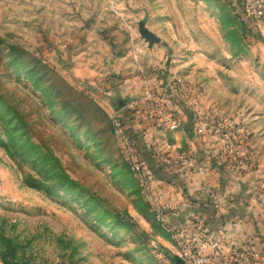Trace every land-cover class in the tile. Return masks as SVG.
<instances>
[{"label": "rangeland", "instance_id": "obj_1", "mask_svg": "<svg viewBox=\"0 0 264 264\" xmlns=\"http://www.w3.org/2000/svg\"><path fill=\"white\" fill-rule=\"evenodd\" d=\"M252 2L0 0V264H180L172 206L154 205L129 158L146 119L163 139L186 112L195 132L221 119L235 151L218 160L248 164L262 205L264 16H246ZM147 104L181 126L136 113Z\"/></svg>", "mask_w": 264, "mask_h": 264}, {"label": "crops", "instance_id": "obj_2", "mask_svg": "<svg viewBox=\"0 0 264 264\" xmlns=\"http://www.w3.org/2000/svg\"><path fill=\"white\" fill-rule=\"evenodd\" d=\"M180 119L182 129L174 139L167 132L161 138L158 120L135 124L140 130L132 133L154 205L172 206L170 227L187 239L196 223L203 224L204 253H213L209 245L216 243L217 253L239 264L244 254L251 257L250 264H264V197L259 206L256 189H251L255 173L246 163L219 162L224 141L197 135L187 125L192 123L187 112ZM161 152L169 155L168 165L158 164L159 156L167 158ZM181 156L193 157L195 165Z\"/></svg>", "mask_w": 264, "mask_h": 264}, {"label": "built area", "instance_id": "obj_3", "mask_svg": "<svg viewBox=\"0 0 264 264\" xmlns=\"http://www.w3.org/2000/svg\"><path fill=\"white\" fill-rule=\"evenodd\" d=\"M245 11L246 16L250 18H261L264 16V3L261 0H255V3L252 4L248 3L245 5ZM172 95L174 96H187L188 90L184 87L183 82L181 79H175L174 86L172 87ZM191 101H189V104ZM201 111H196V113ZM140 116H156L159 120L166 122V125L170 130H176L181 126L180 121L175 118L173 115L169 114L159 105H150L147 104L143 108H139V110L136 112ZM221 119H211L210 115L206 117H200L198 119V122L196 123V132L198 134H204L208 133L212 137H214L217 140H223L226 141L229 137L225 126L221 123ZM115 126L117 128V132H122V127L119 122H115ZM224 151H230L234 152L235 149L231 146L225 145ZM129 158L133 163V170L140 175V177H144L146 181V173H145V167L141 160L139 159V156L137 152H133V149H129ZM181 159H185L189 164L195 165L196 161L193 157H186L181 156ZM158 161L160 163H164L165 165L169 164L168 158H163L162 156L158 157ZM167 210V207L160 206L156 208V211L159 213L158 216L162 215L164 211ZM202 228L201 223H196L195 228L193 229V234L190 236V238H185L179 240V251L177 252L178 258L184 263V264H239L238 261L234 258H227L225 256L219 255L216 251V243H212L209 245V247L213 250V253H204V249L207 247L205 244L200 246L197 250V237L199 236V232ZM159 258L162 259L163 262L166 263V257L164 254L159 253ZM242 264H250L251 263V257L248 255H243L241 258Z\"/></svg>", "mask_w": 264, "mask_h": 264}, {"label": "water", "instance_id": "obj_4", "mask_svg": "<svg viewBox=\"0 0 264 264\" xmlns=\"http://www.w3.org/2000/svg\"><path fill=\"white\" fill-rule=\"evenodd\" d=\"M176 260H178V262H180V264H183V262L179 259V258H175Z\"/></svg>", "mask_w": 264, "mask_h": 264}, {"label": "trees", "instance_id": "obj_5", "mask_svg": "<svg viewBox=\"0 0 264 264\" xmlns=\"http://www.w3.org/2000/svg\"><path fill=\"white\" fill-rule=\"evenodd\" d=\"M263 2V1H262ZM219 254V253H218ZM219 255H221V254H219Z\"/></svg>", "mask_w": 264, "mask_h": 264}]
</instances>
